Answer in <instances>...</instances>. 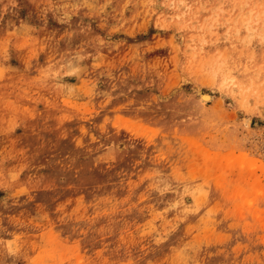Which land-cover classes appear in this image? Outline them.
Wrapping results in <instances>:
<instances>
[{"label":"rangeland","instance_id":"1","mask_svg":"<svg viewBox=\"0 0 264 264\" xmlns=\"http://www.w3.org/2000/svg\"><path fill=\"white\" fill-rule=\"evenodd\" d=\"M0 264H264V0H0Z\"/></svg>","mask_w":264,"mask_h":264},{"label":"bare ground","instance_id":"2","mask_svg":"<svg viewBox=\"0 0 264 264\" xmlns=\"http://www.w3.org/2000/svg\"><path fill=\"white\" fill-rule=\"evenodd\" d=\"M203 99H204V100L208 99V96H203Z\"/></svg>","mask_w":264,"mask_h":264}]
</instances>
